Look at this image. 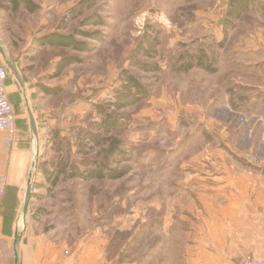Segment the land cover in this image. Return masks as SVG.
<instances>
[{
  "label": "rangeland",
  "instance_id": "374dc122",
  "mask_svg": "<svg viewBox=\"0 0 264 264\" xmlns=\"http://www.w3.org/2000/svg\"><path fill=\"white\" fill-rule=\"evenodd\" d=\"M33 1L39 8L31 12L24 5L12 10L11 0H0V41L15 58L26 86L25 92L20 91L10 71L7 90L16 128L21 121L28 129V107L32 109L41 148L26 223L21 218L25 185L9 190L0 206L8 221L20 233L31 228L57 231L71 244L82 235L99 232L107 239L112 264H182L183 252L210 249L211 226L196 225L194 212L176 204L167 209L164 192L167 185L176 189L180 175L184 184L192 183L186 173L197 172L201 163L191 155L200 152L211 164L226 154L232 156L226 161L229 167L235 163L264 170L244 158L247 149H240L236 123H222L220 113L210 112L211 81L206 79L219 72L220 60L247 55L248 39H259L258 30L264 36V12L259 10L264 5L250 0V11L226 26L229 0ZM101 20L104 25L98 23ZM55 30L100 32L102 39L77 35L91 46L84 52L31 47L35 37ZM202 52L210 70L181 69L196 62ZM66 55L81 61L55 76L57 62ZM1 64L5 62L0 54ZM130 75L145 90L134 103L121 98L129 92ZM33 82L51 84L57 92L40 98L41 88L31 92ZM258 112L231 117L238 122L242 115L250 118ZM251 152L259 154L257 148ZM42 162H49L51 172H60L56 182L38 174ZM99 172L104 175L98 176ZM201 211L206 215L203 207ZM218 227L224 237L217 242L218 249L227 253L229 263L241 264L244 251L226 239L233 226ZM200 233L204 237L198 239ZM13 240L14 233L8 244H0L5 264H14Z\"/></svg>",
  "mask_w": 264,
  "mask_h": 264
},
{
  "label": "crops",
  "instance_id": "0c3cea01",
  "mask_svg": "<svg viewBox=\"0 0 264 264\" xmlns=\"http://www.w3.org/2000/svg\"><path fill=\"white\" fill-rule=\"evenodd\" d=\"M258 2L264 5V0ZM259 10L264 12L262 8ZM261 30H258L259 39H248L249 50L245 52L247 55L220 60L219 72L210 74L206 79L211 81L208 100L210 112L215 116L220 113L218 118L222 123H236V127L240 129L241 150L257 148L259 154L264 155V36ZM8 57L15 59L12 55ZM204 74L205 76L201 75L206 77V73ZM16 84L22 91L21 86L17 82ZM35 84L32 83L31 92L35 94L41 88V92H38L40 98L48 99L51 94H56L51 93V90L56 91L51 84H46L48 92ZM25 90L26 86L22 92ZM41 105L45 106L43 103ZM257 111L258 114H253L250 118L242 115L241 118L246 119L240 118L238 122L231 117L233 114ZM214 122L210 123L213 125ZM36 123L39 132L37 119ZM46 137H49V130H46ZM40 149V140L39 143L35 141L30 121L28 129L23 122H17L16 135L9 146L5 135L0 132V175L8 176V188L20 190L27 186L29 172L37 152L40 154ZM191 156V159L201 164H197V172L186 173V178L189 176L192 183L184 184L180 175L176 189L170 188V185L166 186L164 193L167 197V209L170 210L176 204L180 210L194 212L196 225L211 226L209 240L213 245L210 249L198 248L187 255L183 252L182 264L187 262L184 258L188 259V264H232L228 262L227 253L217 247V242L224 239L223 230L218 227L220 225L233 226L230 235L225 238L230 240L231 244L237 243L241 246L244 252L240 260L246 253L264 257V170H254L237 164L235 166V163L229 167L226 161H231L232 156L226 154L219 155L212 164L208 155L202 152ZM202 207L207 212L204 216ZM17 229L14 222L8 221L1 208L0 244H8ZM201 236V233L198 234V239H201ZM106 241L104 235L98 232L82 235L78 241L71 244L67 238L59 236L57 231H33L31 228L29 232L21 233L17 245L19 264H112L114 259L106 250ZM13 243L14 240V247ZM4 258V252L0 251V264H5Z\"/></svg>",
  "mask_w": 264,
  "mask_h": 264
},
{
  "label": "trees",
  "instance_id": "16d2710c",
  "mask_svg": "<svg viewBox=\"0 0 264 264\" xmlns=\"http://www.w3.org/2000/svg\"><path fill=\"white\" fill-rule=\"evenodd\" d=\"M21 5L26 6V8L31 12H34L39 8L38 4H36L33 0H11V9L12 10H15V11L18 10ZM249 9H250V0H229V8L227 10V14H226V18L224 20V24L226 26L228 24L229 25L233 24L235 19H238L243 13L247 12ZM98 23L100 25L105 24V22L103 20L99 21ZM231 26H233V25H231ZM77 35L92 38L95 41L102 39L100 32H87L85 30H77L74 33L66 34V33H62L58 30H55V31H51L49 33H45L41 36L35 37L31 47L32 48L63 47V48H70L74 51H79V52L89 51L91 49L90 44L86 41L78 40ZM202 53L198 55L196 62H193V61L189 62L186 64V66L184 68H181V69L183 71H188L193 67H206V66H208V64H206L207 63L206 62L207 57L204 55V53L203 54ZM80 61H81V58L78 56H75V55L63 56L57 62L56 66H55L54 75L55 76L59 75L69 65H71L73 63L80 62ZM1 65H5V64H1ZM155 69H158V67H156ZM206 69L210 70V67L206 68ZM7 80H8V78H7ZM127 84L128 85H126V86L128 87L129 92H125L126 94L121 96V98L124 97V98L128 99L131 103H134V102H137L138 100H140V97L145 96L144 86L134 76L130 75L128 77V83ZM41 87L45 92L49 91L45 85H42ZM51 91H52L51 93H56L55 90L54 91L51 90ZM118 106L123 107L124 105L118 104ZM53 133H54L53 135L57 134L56 131ZM48 165H49V162L40 163L38 166V174L43 175L45 177V179L48 181H55L56 182L57 179H59L61 174H60V172H56V173L51 172L48 168ZM97 175L103 176L104 174H103V172H99V174H97ZM105 175H107V174H105ZM109 175L113 178L119 177V175L115 174V173H112V174L109 173ZM109 175H107V176H109ZM35 187H36V183H35ZM9 190H11V188H8V186H7L6 192L2 198L1 204H2L4 198H5V196ZM1 204H0V206H1ZM5 216L7 218L6 214H5Z\"/></svg>",
  "mask_w": 264,
  "mask_h": 264
},
{
  "label": "built area",
  "instance_id": "2783aa9c",
  "mask_svg": "<svg viewBox=\"0 0 264 264\" xmlns=\"http://www.w3.org/2000/svg\"><path fill=\"white\" fill-rule=\"evenodd\" d=\"M9 69L6 65H0V132L5 135V141L9 146L16 135V115L9 99L7 90V78ZM248 163L264 167V155L253 154L250 149L243 153ZM8 186V176L0 175V204ZM264 219V215H263ZM241 264H264V257H258L252 253L243 255Z\"/></svg>",
  "mask_w": 264,
  "mask_h": 264
},
{
  "label": "water",
  "instance_id": "95a60500",
  "mask_svg": "<svg viewBox=\"0 0 264 264\" xmlns=\"http://www.w3.org/2000/svg\"><path fill=\"white\" fill-rule=\"evenodd\" d=\"M0 54L5 62V65L10 69L12 74L15 76L16 82L21 86L22 91L25 89V85L23 82V79L21 77V74L16 66V61L13 58L8 57L4 47H3V42L0 41ZM28 114H29V121H30V128L33 134V137L37 143H39V132L37 128V123L34 114L32 113L31 109L28 107ZM39 155V151L37 152L36 159ZM37 166V160L34 161L32 171L34 170V173L31 174V178L28 180L27 184V189L25 193V199H24V204H23V210H22V216H23V223H26L27 215L32 203V199L34 197V178L37 174L36 170ZM36 170V171H35ZM21 233L19 231H16L14 235V264H19V255L17 251V245L20 240Z\"/></svg>",
  "mask_w": 264,
  "mask_h": 264
},
{
  "label": "bare ground",
  "instance_id": "6f19581e",
  "mask_svg": "<svg viewBox=\"0 0 264 264\" xmlns=\"http://www.w3.org/2000/svg\"><path fill=\"white\" fill-rule=\"evenodd\" d=\"M21 218H22V223H23V216Z\"/></svg>",
  "mask_w": 264,
  "mask_h": 264
}]
</instances>
